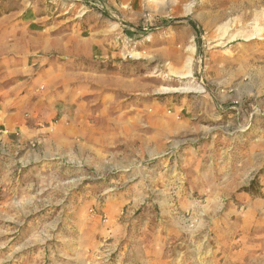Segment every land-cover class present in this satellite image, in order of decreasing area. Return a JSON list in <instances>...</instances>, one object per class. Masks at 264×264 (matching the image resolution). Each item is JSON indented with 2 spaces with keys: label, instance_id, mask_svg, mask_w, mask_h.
I'll return each mask as SVG.
<instances>
[{
  "label": "rangeland",
  "instance_id": "obj_1",
  "mask_svg": "<svg viewBox=\"0 0 264 264\" xmlns=\"http://www.w3.org/2000/svg\"><path fill=\"white\" fill-rule=\"evenodd\" d=\"M18 7L78 51L0 144V264H264V0Z\"/></svg>",
  "mask_w": 264,
  "mask_h": 264
},
{
  "label": "crops",
  "instance_id": "obj_2",
  "mask_svg": "<svg viewBox=\"0 0 264 264\" xmlns=\"http://www.w3.org/2000/svg\"><path fill=\"white\" fill-rule=\"evenodd\" d=\"M41 17V16H40ZM31 25L37 26L32 29ZM39 16L27 7L0 8V144H11V132L19 131L24 140L27 135H37L43 139L42 129L29 126L23 114L38 110L45 103L42 94L35 93L42 81L45 91L61 87L65 80L73 79L67 74H50V65L55 71H62L64 63L57 62L55 52L78 51L75 41L67 39L63 45L62 38L56 37L50 30L38 28ZM71 40V41H69ZM31 65H35L32 67ZM48 65V66H46ZM54 87L47 84L56 80ZM56 90V89H55Z\"/></svg>",
  "mask_w": 264,
  "mask_h": 264
},
{
  "label": "bare ground",
  "instance_id": "obj_3",
  "mask_svg": "<svg viewBox=\"0 0 264 264\" xmlns=\"http://www.w3.org/2000/svg\"><path fill=\"white\" fill-rule=\"evenodd\" d=\"M188 67V66H187ZM183 76L185 77V76H190V71L188 70L187 72H185L184 74H183ZM199 90H202V87L199 89Z\"/></svg>",
  "mask_w": 264,
  "mask_h": 264
}]
</instances>
